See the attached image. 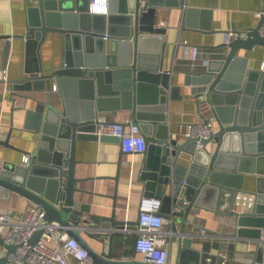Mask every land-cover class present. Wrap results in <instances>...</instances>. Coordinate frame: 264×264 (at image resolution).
I'll list each match as a JSON object with an SVG mask.
<instances>
[{
	"label": "water",
	"instance_id": "water-1",
	"mask_svg": "<svg viewBox=\"0 0 264 264\" xmlns=\"http://www.w3.org/2000/svg\"><path fill=\"white\" fill-rule=\"evenodd\" d=\"M79 2L37 0L27 8L28 33L20 36L25 50L22 76L0 78V82L9 84V97L16 103L14 96L30 81L39 77L55 79L63 105L57 107L54 102L40 100L35 110H29L28 121L32 123L28 126L37 133L36 146L27 150L29 165L9 160L1 164L0 195L15 191L40 204L46 219L59 221L82 243L92 256V264H154L114 258L111 252L115 232L138 224L140 211L139 217L131 221L118 217L115 209L111 216L87 217L84 214L91 211V204L75 198L78 190L86 191L78 182L93 178L76 175L78 140L120 142L113 133H100L102 124L111 123L102 119L101 113L131 109L148 137L146 157L137 175L143 183L142 197L162 199L161 215L180 242L178 264H201L192 244L193 236L180 231L178 217H189L193 207H207L204 202L208 200H213L208 208L219 212L222 190L245 191L250 160L260 161V167L251 169L258 172L257 188L252 191L257 196L256 203L252 210L228 213L236 217V232L260 236L264 228V69L250 66V58L241 56L239 50L264 46V13L256 25L233 30L235 36L222 43V57L212 58L204 69L188 73L187 83L192 84L199 109L201 103L207 102L211 109L207 119L214 118L219 126L205 140L206 147L198 148L194 137L179 142L169 131L168 101L179 86L171 84L170 72L164 69L168 27L157 25L156 15L160 8L181 7L189 24L201 9L187 5L188 0H109L108 13L93 12L94 15L88 13L92 11L91 4L85 8ZM98 15L101 19H96ZM17 37L0 34L4 65L15 47L12 39ZM48 41L53 45L62 43L60 56L51 62L43 57ZM151 42L157 43L156 52L149 51ZM5 98V92L0 91V102ZM12 134L11 129L6 138L0 137V143L24 151L10 141ZM208 142L216 147L211 150ZM182 151L193 155V163H178ZM121 161L122 155L120 168ZM185 172L189 182L183 187ZM118 177L115 175L116 180ZM189 187L194 194L186 204ZM198 227L196 224V230ZM41 232L32 235V242L40 238ZM86 235L100 241L101 250H96ZM0 245L8 249L0 256V264H5L16 244L6 242L0 234ZM191 251H196L197 256L188 261ZM255 252L258 259L264 256V243H259Z\"/></svg>",
	"mask_w": 264,
	"mask_h": 264
},
{
	"label": "crops",
	"instance_id": "crops-1",
	"mask_svg": "<svg viewBox=\"0 0 264 264\" xmlns=\"http://www.w3.org/2000/svg\"><path fill=\"white\" fill-rule=\"evenodd\" d=\"M37 0H0V34H12L18 37L28 33V6L36 4ZM81 7H89L91 0H80ZM187 5L198 7L190 23L185 20V10L181 7L160 8L156 15L157 25L167 26L166 40L168 44L164 53V69H168L171 75V84L179 86L169 98L167 108V123L171 135L182 142L188 136L186 134L187 123L199 122L211 114L210 105L201 103L200 109L197 105V98L192 91V84L187 83L189 71L204 69L208 60L222 57L224 47L222 43L230 41L235 36L234 29H243L249 25H256L260 20V12L263 11V0H188ZM204 10V11H202ZM94 11L88 13L94 14ZM103 13V12H98ZM108 13V12H107ZM100 15V14H99ZM96 16L101 19L100 16ZM215 29V30H214ZM13 40V46L8 57V64L3 62V45L0 40V78H20L24 69L25 50L23 37ZM199 45L201 48L200 59L196 63L186 56L187 44ZM149 51L156 52L157 43L151 42ZM61 44V45H60ZM62 43L53 45L49 41L44 44L43 57L47 62L57 59L61 53ZM241 56L250 58V66L264 69V46L256 45L253 50L240 49ZM28 84V85H27ZM18 91L16 103L9 97L10 87L7 83L0 82V91L5 92V101L0 102V137L6 138L12 129L10 141L22 150L14 149L0 143V164L7 160L16 161L22 165L24 154H30L27 150H34L37 142V133L28 126L29 110H35L38 102L51 101L58 107H62V92L59 82L52 78H38L27 83ZM149 96L152 93H148ZM205 96H200L204 98ZM81 104V103H80ZM13 105L15 109L13 110ZM102 119L114 121H127L128 118L135 120V114L131 109L119 108L115 112L104 111ZM217 128V121L212 119ZM154 125V130H156ZM212 150L216 147L213 142H208ZM122 155V167L118 164ZM145 152L125 153L117 140L79 139L77 142V171L79 177H93L79 181V185L86 191H77L76 200H82L91 204L90 214L112 215L113 210L117 216L135 220L139 216L140 205L143 196V183L138 180V172L142 161L145 159ZM193 155L182 151L178 163L190 165ZM260 161L250 160L248 167L250 171L245 174L244 189L252 192L257 188V171L254 167ZM261 167H264L261 164ZM115 175H119L118 180ZM187 172L182 178V185L185 187L189 180ZM182 187V188H183ZM194 190L188 188L186 197L191 201ZM31 200L23 195L12 191L0 195V210L9 211L14 214L23 212ZM213 200L205 201L207 207H193L189 217H178L180 231L193 236V247L203 262L204 256L208 253H218L220 249L225 250L229 256V264H261L264 256L258 259L256 248L259 245L258 237L240 234L236 232V217L229 214L230 210L214 212L208 207ZM188 204V203H186ZM243 209V207L241 208ZM174 218V217H173ZM196 224L199 225L196 230ZM126 227H132L126 225ZM167 230V223L165 226ZM83 231V230H82ZM84 232V231H83ZM85 234V233H84ZM114 240L109 244L114 258L124 260H142V253L135 249L137 234L134 232L117 231ZM88 237V235H86ZM96 250H101L102 243L94 238L88 237ZM170 251V264H178L180 259V242L178 236H174L168 244ZM196 251H191L186 259L191 261L197 256ZM8 249L0 245V256H4Z\"/></svg>",
	"mask_w": 264,
	"mask_h": 264
},
{
	"label": "built area",
	"instance_id": "built-area-1",
	"mask_svg": "<svg viewBox=\"0 0 264 264\" xmlns=\"http://www.w3.org/2000/svg\"><path fill=\"white\" fill-rule=\"evenodd\" d=\"M109 0H91L92 11L108 12ZM264 10L260 12V15ZM264 36V24L261 27ZM187 44L186 56L194 63L200 59L201 48ZM100 127V133H113L120 137V144L125 153H141L147 150V133L140 122L128 118L127 121H114ZM187 136L195 138L198 148L206 147L205 140L217 131L212 119L199 122H189L186 125ZM23 163L29 165L30 154H24ZM1 166V164H0ZM139 223L132 227H124L126 232L137 234L135 249L142 253V260L154 264H170L168 244L172 242L175 232L165 229L167 219L161 215L162 199L142 197ZM257 196L254 192L229 189L222 190L219 208L236 211L237 209L252 210ZM187 200L185 203H189ZM41 230L40 238L32 242V235ZM258 236V241L264 243V228ZM0 234L6 240L16 244V249L9 252L5 264H92V256L80 241L71 236L62 223L45 218V209L40 204L30 201L25 210L14 214L0 210ZM229 254L220 249L218 253H208L201 264H229ZM264 264V261L261 262Z\"/></svg>",
	"mask_w": 264,
	"mask_h": 264
}]
</instances>
